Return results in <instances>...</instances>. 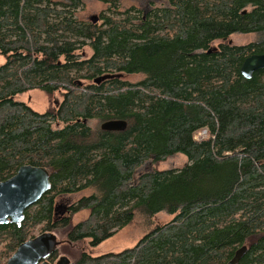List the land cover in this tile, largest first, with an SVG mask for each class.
<instances>
[{
  "label": "trees",
  "instance_id": "trees-1",
  "mask_svg": "<svg viewBox=\"0 0 264 264\" xmlns=\"http://www.w3.org/2000/svg\"><path fill=\"white\" fill-rule=\"evenodd\" d=\"M98 1L108 6L101 23L76 19L84 0H0V182L30 165L47 169L52 185L21 226H0V264L82 211L88 218L61 246L97 247L138 211L174 219L134 247L83 251L73 264H227L242 253L238 264H264V70L250 80L241 71L264 54V0H167L142 16L121 11V0ZM235 34L260 38L233 45ZM117 74L144 78L95 83ZM33 90L55 106L40 113L15 100ZM92 120L127 128L107 132ZM178 154L183 168L136 176ZM88 189L59 213V197Z\"/></svg>",
  "mask_w": 264,
  "mask_h": 264
},
{
  "label": "rangeland",
  "instance_id": "rangeland-1",
  "mask_svg": "<svg viewBox=\"0 0 264 264\" xmlns=\"http://www.w3.org/2000/svg\"><path fill=\"white\" fill-rule=\"evenodd\" d=\"M167 0H121L120 10L126 11L131 8H135L137 15H144L155 8H161L167 6ZM108 6L99 2L98 0H84V6L82 9L78 10L75 17L78 21L81 22H92L95 19H98V22L101 21L102 14L106 13ZM259 36L255 34H235L231 37L233 45H245L251 42L259 40ZM218 45V42L214 44ZM91 52L86 48L85 56H91ZM144 78L143 75H127L122 74V81L129 83H138ZM15 100L22 102L33 108L34 110L44 113L52 106V103L47 96L40 90H33L28 93L20 94L15 97ZM54 102L60 104L62 102V97L57 94L55 95ZM88 125L92 128L101 127V123H98L95 120L88 121ZM62 125L54 124V128H61ZM206 135V136H199ZM208 137L207 130H201L195 134L196 140L205 139ZM188 164V159L183 154H178L177 156L169 159L167 162L155 164L152 160L147 161L141 168L136 172V176H139L145 172H150L155 169L158 170H171V169H181ZM94 190L88 189L77 194L69 196H61L57 199L59 213L65 212V209L69 205L77 203L83 197L91 196ZM89 216V211H82L73 216L70 225L65 230H56L55 233L58 236V239L61 241L67 240L68 233L71 228L79 224L80 222L87 219ZM174 219L173 215H170L166 212L158 213L152 217L144 215L142 212L138 211L134 222L121 230L117 235L105 241L103 244L97 247H90L88 241H80L74 245L64 244L59 248L60 256H67L70 258L72 263H75L83 251L87 252L91 256H100L110 252H120L127 248L134 247L139 240L152 231L157 225L166 224ZM36 234L39 235L40 232L36 231Z\"/></svg>",
  "mask_w": 264,
  "mask_h": 264
},
{
  "label": "water",
  "instance_id": "water-1",
  "mask_svg": "<svg viewBox=\"0 0 264 264\" xmlns=\"http://www.w3.org/2000/svg\"><path fill=\"white\" fill-rule=\"evenodd\" d=\"M98 19L94 20L97 23ZM264 70V54L248 57L242 65L244 78L250 80L257 71ZM113 77L122 78V74L105 75L95 80L100 84L102 80ZM101 130L107 132H123L127 128L124 120L106 121L101 124ZM52 188L50 173L42 167L26 165L10 179L0 182V226L13 224L21 226L25 220V212L36 205ZM61 246L56 233L46 232L21 244L10 257L7 264H52L51 258ZM243 255H238L227 264H238ZM53 264H73L69 257L60 256Z\"/></svg>",
  "mask_w": 264,
  "mask_h": 264
},
{
  "label": "flooded vegetation",
  "instance_id": "flooded-vegetation-1",
  "mask_svg": "<svg viewBox=\"0 0 264 264\" xmlns=\"http://www.w3.org/2000/svg\"><path fill=\"white\" fill-rule=\"evenodd\" d=\"M94 21V20H93ZM71 207V205H69V206H67V208L65 209V212H63V214H66V213H68V210H69V208ZM60 257V256H59ZM7 264V263H6Z\"/></svg>",
  "mask_w": 264,
  "mask_h": 264
},
{
  "label": "built area",
  "instance_id": "built-area-1",
  "mask_svg": "<svg viewBox=\"0 0 264 264\" xmlns=\"http://www.w3.org/2000/svg\"><path fill=\"white\" fill-rule=\"evenodd\" d=\"M199 136H206V135H199Z\"/></svg>",
  "mask_w": 264,
  "mask_h": 264
}]
</instances>
